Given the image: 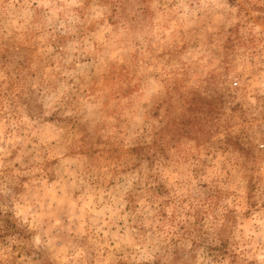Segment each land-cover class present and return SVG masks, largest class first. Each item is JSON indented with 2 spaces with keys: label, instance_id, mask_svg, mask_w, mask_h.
Segmentation results:
<instances>
[{
  "label": "clouds",
  "instance_id": "clouds-1",
  "mask_svg": "<svg viewBox=\"0 0 264 264\" xmlns=\"http://www.w3.org/2000/svg\"><path fill=\"white\" fill-rule=\"evenodd\" d=\"M0 264H264V0H0Z\"/></svg>",
  "mask_w": 264,
  "mask_h": 264
}]
</instances>
